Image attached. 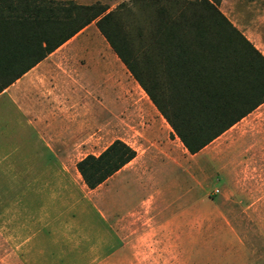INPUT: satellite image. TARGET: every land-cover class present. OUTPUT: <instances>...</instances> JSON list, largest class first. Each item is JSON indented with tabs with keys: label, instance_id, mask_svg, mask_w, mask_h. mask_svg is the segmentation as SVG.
<instances>
[{
	"label": "crops",
	"instance_id": "crops-1",
	"mask_svg": "<svg viewBox=\"0 0 264 264\" xmlns=\"http://www.w3.org/2000/svg\"><path fill=\"white\" fill-rule=\"evenodd\" d=\"M92 24L0 93V207L23 228L11 264H180V219L194 228L202 218L201 152L186 150L146 93L153 119L123 132L117 89L130 76H106L116 53L84 35ZM115 141L136 157L90 189L77 164ZM257 143L264 177V127Z\"/></svg>",
	"mask_w": 264,
	"mask_h": 264
},
{
	"label": "trees",
	"instance_id": "trees-1",
	"mask_svg": "<svg viewBox=\"0 0 264 264\" xmlns=\"http://www.w3.org/2000/svg\"><path fill=\"white\" fill-rule=\"evenodd\" d=\"M162 1L155 0L156 4ZM123 8L125 4L119 5ZM107 10L72 1L0 0V93L95 22L192 155L264 104V55L210 0H180L176 19L167 16L164 6L160 8L155 57L146 54L145 66L130 50L116 13L104 16ZM110 35L121 42L124 52ZM135 157L134 149L115 141L99 156L80 161L77 168L85 184L95 189Z\"/></svg>",
	"mask_w": 264,
	"mask_h": 264
},
{
	"label": "rangeland",
	"instance_id": "rangeland-1",
	"mask_svg": "<svg viewBox=\"0 0 264 264\" xmlns=\"http://www.w3.org/2000/svg\"><path fill=\"white\" fill-rule=\"evenodd\" d=\"M53 1L105 7L108 10L104 16L115 12L116 23L142 66H145L146 54L155 57L154 33L160 8L164 6L167 16L171 18L176 19L180 15V0H163L160 4H156L155 0H148L147 3L140 0ZM210 1L264 55V0ZM121 4H125L126 8L120 10ZM96 27L94 22L84 35L92 40L99 39L109 46ZM110 37L124 52L121 42L114 36ZM114 56L118 64L117 71L106 72V76H130L132 83L121 82L117 89L120 96V122L125 128L123 132L127 133L129 124L136 123L141 127L152 120L154 112L151 109L154 110V107L125 65ZM139 75L162 103L160 94L146 75L141 72ZM263 111L255 110L250 121L241 120L200 151L196 164L199 172L194 175V179H188L191 180L190 184L192 179L198 183L195 196L201 202L202 218L194 228L180 219V264H264L262 201L261 208H257L258 198L263 199L264 196L263 145L257 143V137H262L264 127ZM251 121L253 123H249ZM180 150H184L181 144ZM215 171L219 172L218 176H214ZM17 217V210L0 207V264H11L20 244L19 232L22 237L23 228L22 225L18 226Z\"/></svg>",
	"mask_w": 264,
	"mask_h": 264
},
{
	"label": "bare ground",
	"instance_id": "bare-ground-1",
	"mask_svg": "<svg viewBox=\"0 0 264 264\" xmlns=\"http://www.w3.org/2000/svg\"><path fill=\"white\" fill-rule=\"evenodd\" d=\"M115 61V60H114Z\"/></svg>",
	"mask_w": 264,
	"mask_h": 264
}]
</instances>
